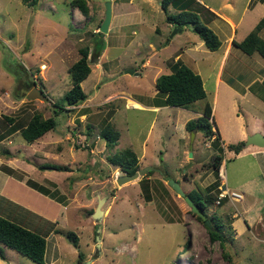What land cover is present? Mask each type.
<instances>
[{"label": "rangeland", "instance_id": "1", "mask_svg": "<svg viewBox=\"0 0 264 264\" xmlns=\"http://www.w3.org/2000/svg\"><path fill=\"white\" fill-rule=\"evenodd\" d=\"M71 1L38 0L36 5L28 6L24 0H0V141L13 133L7 131L6 116L14 117L20 126L25 125L34 113H40L44 118L53 116L55 128L40 137L47 140V145L35 148L33 153L41 155L48 151L51 156L46 159L33 157L35 155L28 153V143L18 135L20 133L12 136H16L13 155L36 168L43 163H55L68 165L72 171L68 175L65 171L46 169L54 176L57 187L65 188L66 195L60 196L68 197L70 201L67 208L55 206V212L63 213V216L67 213L70 217L60 221L62 226L59 227L65 232L73 231L79 239L77 248L65 236L56 237L60 251L59 260L54 264H77L78 251L83 253L84 261H91L89 264H264V147H250L236 155L219 142L224 148L221 155L225 181L210 166L216 152L214 146L198 130L193 137L192 156H188L190 131L185 129L184 120L197 118L205 102L212 108L213 127L223 131L225 144L242 141L239 122H243L247 130L252 122L264 128V111L259 113L251 103L239 98L214 105L211 102L214 68L221 50L214 53L203 43L199 46L202 40L190 25L183 26L171 37L174 28L166 23L159 0H151L149 5L146 0H111L115 16L111 30L106 34L97 33L103 19L101 13L105 11L103 0H89L92 12L80 19L74 17V12L79 10ZM203 1L209 3V0ZM245 1L240 0V15L234 18L244 17L243 30L240 32L238 28L236 33L237 40L242 35L245 37L257 24L255 19L249 18L251 13H241ZM251 5L252 0L246 7ZM190 7L194 8L195 4ZM205 9H201L200 16L220 42L225 43L226 24L218 18L213 19ZM218 12L222 14L221 10ZM260 36H264V27ZM100 42L103 49L100 56H96L95 45ZM150 44L161 45L152 51ZM84 46L90 52V74L81 82L86 99L67 105L65 94L72 85L68 68L80 57L79 49ZM177 53L183 55L181 61L197 60L205 79L203 86L209 93L205 99L188 108L164 106L155 111L127 107L129 99L150 104L148 98L156 94L153 76L155 70H160V67L154 69L155 65L162 69L155 74L170 73ZM237 53L242 56L241 62H233L232 66L228 62L223 77L230 75L234 85L245 84L255 77L254 81H259L264 75V59L258 53L249 56L240 49ZM147 60L151 61L148 67ZM189 64L188 67L195 65L194 62ZM126 70L134 73H125ZM33 88L42 90L47 100L28 99L27 93ZM249 90L264 103L261 82ZM156 98L162 96L156 94ZM55 102L64 104L62 111L54 107ZM55 110L59 111L56 116ZM104 122L119 132V140L111 150L99 135ZM225 130L230 133L226 134ZM62 132L67 133L66 136H61ZM58 136L61 138L56 139ZM52 138L62 140L54 143L57 141ZM7 143L10 144L8 140L0 142V154L6 157L10 154ZM56 145L63 146L64 151L55 158L52 154L58 155ZM127 148L137 154L138 169L151 166L153 170L135 181L117 185V176L125 173L109 164L106 155ZM258 148L263 150V155L251 153ZM29 152L33 151L29 149ZM95 160L98 166L93 165L91 169L88 165ZM85 167L87 174H84ZM80 175L86 179L75 190H70L74 178ZM170 179L183 191L200 187L215 198V202L207 206L206 214L213 227L221 226L224 243L210 239L209 229L167 184ZM142 180L150 181V201L143 197ZM213 182L219 184L218 188ZM48 187L53 190L50 184ZM222 189L236 190L240 198H224L217 204ZM104 198L102 221L95 224L88 211H95L99 199ZM248 215L256 216L255 220L245 221L244 217ZM95 225H98L96 230ZM94 231H98L99 243L104 240L101 247L97 248ZM0 247L12 256L11 264H36L12 249L1 244Z\"/></svg>", "mask_w": 264, "mask_h": 264}, {"label": "trees", "instance_id": "2", "mask_svg": "<svg viewBox=\"0 0 264 264\" xmlns=\"http://www.w3.org/2000/svg\"><path fill=\"white\" fill-rule=\"evenodd\" d=\"M38 0H24V3L28 6H34ZM178 2L181 4L178 5ZM71 4L76 7L84 16L88 15V8L85 0H72ZM191 4H195L194 8H191ZM198 4V5H196ZM169 5L177 7L179 12L170 14L167 13V8ZM160 6L163 12L166 13V21L168 23L174 24L176 27L181 29L185 25H190L192 30L200 37L203 44L210 51H215L219 48L221 42L218 36L206 25L207 22L200 16L201 9L204 7L196 2L195 0H160ZM196 9V10H195ZM205 11L210 16H215L214 13L205 9ZM264 27V16L257 22V24L252 28V30L240 41L234 42L233 45L240 49L243 53L247 55H253L258 53L264 59V37L260 36V31ZM100 34V32H97ZM102 42V41H101ZM100 44L95 45L94 55L99 56L103 47ZM80 57L72 63L68 68V72L71 76V88L65 94V103L67 105H73L76 102H82L86 99V93L81 87V82L90 74V66L88 61L89 48L84 46L79 49ZM33 84H35L33 82ZM264 92V79L261 81ZM155 90L156 94L162 96V99L156 98V101L162 102L164 105L171 107H182L188 108L192 107L195 102L205 99L206 92L203 87V81L201 76L191 70L182 61L174 62L171 65L170 73L159 75L155 79ZM161 94V95H160ZM62 111L64 104H53ZM59 111L55 110V116L58 115ZM7 131L12 133L14 131H19L21 137L28 143H33L36 139L44 135L46 132L52 130L56 126V120L53 116L42 117L40 113H34L30 116L29 120L25 125L20 126L19 123L15 122V118L6 116ZM10 125V126H9ZM214 121L212 119V108L208 102H205L201 107L200 116L193 120H188L185 124V129L188 131L198 130L207 139L213 137L212 145L214 146L216 152L212 155L211 167L217 172L222 164V153L224 148L219 144V137L215 130L213 129ZM99 135L105 140L106 146L109 150L117 144L119 140V132L116 131L112 125L108 122H104ZM244 141L237 144H228L227 148L229 151H233L236 155L243 149ZM8 154V152H7ZM106 160L109 164H112L120 169L125 174H132L139 168V161L137 154L131 149H123L120 152L109 153L106 155ZM1 169L8 174L16 175L22 178L18 173L8 166H1ZM38 169L41 170H56V171H69L68 165H59L52 163H43L38 165ZM152 171H149L150 173ZM217 174V173H216ZM140 182V188L142 193H144V199L150 201L152 193L149 189V180H142ZM216 182V181H215ZM26 184L45 194L51 195L53 198L57 199L59 202L64 201L63 196H60L57 190H51L32 179H27ZM214 184V182L212 183ZM211 184V185H212ZM218 188L219 184L213 185ZM200 188V187H199ZM191 189L184 190L186 196H188L193 203L196 204L200 212L203 213L204 218L194 214L197 219H199L208 230L211 240H220V243L225 242V238H222L221 226L214 225L209 220L206 214V209L209 204L215 202V198L210 195L207 189ZM110 193V192H109ZM112 195V193H110ZM106 204H104L105 206ZM184 205L186 203L184 202ZM190 208L188 207V210ZM190 211V210H189ZM191 212V211H190ZM94 211H88V214L92 216ZM208 220L206 224L205 221ZM212 226L210 227V225ZM209 225V226H208ZM98 225H95V230ZM216 228V229H215ZM61 235L65 236L68 241L78 248V236L73 231H56ZM96 237L98 233L94 231ZM0 244L12 249L21 256L31 260L36 264H44L45 250H46V239L29 229H26L8 219L0 217ZM0 258L5 259L3 248L0 247ZM77 261L80 264L84 261V255L82 252L78 251Z\"/></svg>", "mask_w": 264, "mask_h": 264}, {"label": "crops", "instance_id": "3", "mask_svg": "<svg viewBox=\"0 0 264 264\" xmlns=\"http://www.w3.org/2000/svg\"><path fill=\"white\" fill-rule=\"evenodd\" d=\"M85 1H86L87 8L90 10V11L88 10V13H91L92 11H91L90 1L89 0H85ZM131 1L132 0H129V2H131ZM146 1H147L148 5L151 3L150 2L151 0H146ZM195 1L198 2L199 4H201L207 10L214 13L215 16L213 17V19L218 18L226 24L225 30L227 32H225V34H226V37L224 39L225 43L221 42V44L217 50L211 51V52L215 53V52H218L219 50H221V54L216 59V62L218 65L214 68L215 72H214V79H213V91H212L211 102L214 105V104H218L221 101L225 102L230 98L232 100H234L235 98H239L242 101H245V102H248V103L255 105L259 109V113H262V111H264V103L263 102L261 103L260 102L261 100L259 99V97L256 96L254 93L250 92L249 89L252 88L255 84L260 83L261 80L264 79L263 78L264 75L262 76L263 79L261 78L259 81H254L256 79V77H255L253 79H248V81L245 82V84H238V85H234L233 79L230 78V75L223 77L224 73H225V69L228 65V62L229 63L231 62V66H232L233 62L234 63L241 62L239 60H241L242 56L239 53H237L238 48L232 44L233 40H235V42H240L244 37V35H242L239 38V40L235 39V37L237 35L236 33L238 31V28H239L240 32H242V30H243L241 28H242L244 17L239 16V18H237L238 20L234 19L235 15H237V14L240 15V13H239L240 8H241L240 0H232V2H231V0H216V1L215 0H209V3H206L203 0H195ZM250 1L251 0H246L244 2V6L241 10V13L243 14L246 11H248L249 13H251V15H250L251 17H249V18H252L253 20L255 19L256 20L255 23H257L258 19L264 15V2L260 1V0H258V1L252 0V5L248 8V7H246V5H247V3L249 5ZM180 4L181 3L178 2V5H180ZM111 5H112V1H111ZM159 5H160V0H159ZM218 10H221L222 14H220L218 12ZM260 10H261V12L258 13V11H260ZM169 11L170 12L173 11V13H170ZM79 12L77 10L74 12V17L76 16L77 19H80V17L84 16L81 12H80L81 14ZM177 12H179V9L177 7H174L172 5L168 6L167 13L174 14ZM101 14H102L101 19H102L104 17V12H102ZM116 14H119V12H117ZM114 16L115 15H114L113 9H112L111 22H112ZM165 19H166V16H165ZM111 22H110L109 27H108V32H109V30H111L110 29L111 28ZM166 23L170 27L175 28L174 24L168 23L167 21H166ZM255 23H252V24H255ZM251 27H252V25H251ZM168 42H170V41H168ZM202 43H203V41L200 42L198 45L202 47ZM152 45L153 44H150V48L152 49V51H155L156 47L157 48L160 47L159 45H161V44H158L157 46L156 45L152 46ZM235 50H237V51H235ZM182 56H183L182 54L177 53L174 56V59L172 62H177L178 60L181 61ZM249 56H252V55H249ZM230 59H232V61H230ZM97 60H99V58H97ZM187 60H188V62H186L185 60H182V62L185 65H191L189 63L194 62V64H195L194 67H192V66L191 67L189 66V67L191 70H193L195 73H197L201 76V79L203 81V85H205V79L203 77L202 70H200L196 64L197 60L196 59H190V58H188ZM147 62H148V65H147V67H148L151 61L147 60ZM162 63H165V61L162 60ZM158 65H160V64L158 63ZM158 67H160V70L159 69L155 70V73L157 71L162 70L161 66H156V65H155L154 69L158 68ZM155 73H154L155 76H153L154 77L153 79H156L159 75H162L161 72H159L158 74H155ZM166 74H168V73H166ZM237 86H238V89H237ZM205 92H206V95L209 94L206 89H205ZM155 95L156 94H154V96H151V98H148L147 101H150V104H148V105H144L141 101H138L136 99H133L134 101L129 99V101L127 102L128 103L127 107H129V106L131 107L130 103H132V104L136 103V104L140 105L141 107L156 111V110H159L160 108H162L164 106H167V105H164L163 103H159V101H156V99H154ZM159 99L160 98H158V100ZM212 114H213V112H212ZM197 115L200 116V114H197ZM186 119L184 120L185 121L184 126L188 120H193L194 118H192V119L186 118ZM255 119H257V117H255ZM213 121H214V119H213ZM215 128H216L217 135L219 137V141L222 143V146L224 148L227 147L228 144L223 143V140H222V132L223 131L221 130L220 127H215ZM215 128L213 127L214 130H215ZM238 129H239V131H238L239 136H240V139L242 141H244V139L246 138V136L248 134H252L254 132H260V133L264 132V128H262L261 125H258L257 123H253V122H252L250 129H248V130H247V127L245 125H243V122H239L238 123ZM48 132H46L45 134H48ZM17 133H19L18 130L14 131L12 134H8L3 139L4 141L8 140V142H10V144L12 142V145H10L8 143L6 144V145H9V146H6L7 150L10 152V154H8V157H6V155H4V154H0V217L8 219V220L26 228V229H29L31 231H34V232L42 235L46 239V250H45L44 264H54L55 262H57V260H59V251H60V248L58 247V243H57V240H59V238H56V237H62L63 236L60 233H57L56 231L64 232L63 229H60V227H59V226H62V225H60L61 224L60 221L61 222L67 221L70 218L67 213L65 214V216H63V213L59 214L58 212H55V206L58 207L59 205H62V207L67 208L70 204V201H69L68 197H66V198L63 197L64 201L59 202L57 199L53 198L51 195H45V194L29 187L26 184L27 179H32L41 185L45 184L47 187L50 184V186L53 187L52 189L57 190L60 195L64 196V194H65V192H64L65 188L63 186H61L63 189H59V187H57L58 186L57 183L53 180L54 176H52L51 174H48L46 172L47 170H39L38 168L31 165L30 163H26L23 160H20V161L17 160V158L13 155V149L16 148V147H14V138L16 136L13 138H12V136L16 135ZM225 133L229 134L230 132L228 130H225ZM66 134L67 133L62 132L61 136L62 135L66 136ZM18 135H20V134H18ZM51 137H49V138H51ZM53 137H54V135H53ZM55 138L60 139L61 137L58 136ZM3 140L0 142L1 143L4 142ZM52 140H55V139L52 138ZM61 140H55L57 142H54V143H60L59 141H61ZM208 140L210 141V144H211L213 137H211ZM46 145H47V140L46 139L44 140V137L43 138L39 137L33 143L28 144V147H27L28 150L27 151H28V153L35 155L33 157L46 159L47 156H51V153H49L48 151L46 153L44 152V154H41V155L39 153L33 154L35 148L41 149V148H44V146H46ZM17 146L23 147V146H20L19 144H17ZM29 146H30V148H29ZM192 147H193V145H192ZM250 147L257 148L256 146H252V145L244 146L240 152H244L245 150H249ZM29 149L32 150L33 152H29ZM56 149H57L56 153L58 155H54V153L52 152L53 153L52 156L55 158L57 156L59 157L62 154V152L64 151V147L60 146V145H58V146L56 145ZM230 152L233 154V151H230ZM240 152L238 154H240ZM251 153L255 154V155H257V154L263 155V150H261L259 148L253 149L251 151ZM20 156H23V154ZM95 161L93 164H91V165L87 164V165L91 166V169L94 167L93 165L98 166L97 160H95ZM138 161H139V158H138ZM53 164H55V163H53ZM3 165L8 166L9 168H11L14 171H17V173H19L18 175L23 174V177L19 178L16 175L8 174L7 172L3 171L1 169V166H3ZM60 165H65V164H60ZM263 168H264V166H263ZM50 171H54V170H50ZM65 172H68L67 173L68 175L72 174V171H70V170L65 171ZM87 172H88V168L85 167L84 168V174H87ZM84 179H86V178L84 176H81V175L75 177L74 182L71 185L72 188H70V190L71 189L75 190V188H77V186H79L82 183V181H84ZM99 181H101V180H99ZM248 182H250V181H248ZM245 183H246V186H249V183H247V182H245ZM59 185H61V184H59ZM48 188H50V187H48ZM263 188H264V186H263ZM246 190H248V189H246ZM259 207H261V205H259ZM58 214L61 217L60 220L58 219L59 218ZM232 216L235 217V215H232ZM255 217L256 216L248 215V216L244 217V220L245 221L247 219L255 220ZM241 227L243 229L247 228V227H243V226H241ZM236 234H237V232H236ZM103 243H104V240L103 241L101 240V243H99L100 247H101V244H103ZM48 244H50L49 245V252H50L49 253V260H47V246H48ZM3 253L5 256V259L0 258V264H11V261H12L11 257L12 256H9L7 254V252H5L4 250H3ZM99 253L101 254V251ZM77 255H78V253H77ZM76 261H77V256H76ZM77 264H78V261H77Z\"/></svg>", "mask_w": 264, "mask_h": 264}, {"label": "water", "instance_id": "4", "mask_svg": "<svg viewBox=\"0 0 264 264\" xmlns=\"http://www.w3.org/2000/svg\"><path fill=\"white\" fill-rule=\"evenodd\" d=\"M104 1V17L103 20L99 26L98 32L106 34L108 32V27L109 24L111 22V17H112V8H111V0H103ZM181 31L180 27H176L174 28L171 37L173 36L174 33ZM126 73L132 74L134 73L133 70H126ZM27 98L28 99H36L39 98L43 101L47 100V96L46 94L42 91V90H38L37 88H33L31 89L28 93H27ZM195 131L192 130L190 131V142H189V155L188 156H192L191 153V149H192V145H193V137H194ZM256 146V147H264V134L260 133V132H254L252 134H248L246 136L245 142H244V146ZM153 170V167L148 166V167H144V168H140L137 171H135L132 174H125V175H120L116 178V183L117 185H122L123 183L126 182H132L137 180L142 174H144L147 171H151ZM167 184L174 190V192H176L179 196H181L184 199V202L186 203V205L190 208V211L193 214H197L199 216H201V218H204V215L202 212L199 211V209L197 208L196 204L193 203V201L186 196L185 192L181 189L180 185L170 179L167 181ZM105 198L104 199H99L97 207L94 211V213L92 214V219L94 220L95 224H99L102 221L103 218V214L104 211L102 210V204L104 203ZM205 223H208V220L205 221ZM98 233V231H97ZM96 242H97V248L99 247V236L96 237ZM89 262L91 261H84L80 264H89Z\"/></svg>", "mask_w": 264, "mask_h": 264}, {"label": "built area", "instance_id": "5", "mask_svg": "<svg viewBox=\"0 0 264 264\" xmlns=\"http://www.w3.org/2000/svg\"><path fill=\"white\" fill-rule=\"evenodd\" d=\"M219 177L225 181V175L223 172V166L221 165L219 168ZM230 198L231 200L234 198H240V194L236 192V190H228V189H222L220 193L218 194V198L216 200V203L219 204L220 200L224 198Z\"/></svg>", "mask_w": 264, "mask_h": 264}, {"label": "bare ground", "instance_id": "6", "mask_svg": "<svg viewBox=\"0 0 264 264\" xmlns=\"http://www.w3.org/2000/svg\"><path fill=\"white\" fill-rule=\"evenodd\" d=\"M130 105H131L132 108L142 109V107L140 105L136 104V103H134V104L130 103Z\"/></svg>", "mask_w": 264, "mask_h": 264}, {"label": "clouds", "instance_id": "7", "mask_svg": "<svg viewBox=\"0 0 264 264\" xmlns=\"http://www.w3.org/2000/svg\"><path fill=\"white\" fill-rule=\"evenodd\" d=\"M222 165V164H221ZM120 176V175H119ZM118 177V176H117ZM104 211V210H103ZM82 263V262H81Z\"/></svg>", "mask_w": 264, "mask_h": 264}]
</instances>
